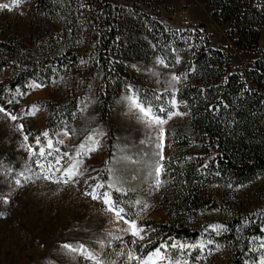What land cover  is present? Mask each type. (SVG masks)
<instances>
[{
	"label": "trees",
	"instance_id": "trees-1",
	"mask_svg": "<svg viewBox=\"0 0 264 264\" xmlns=\"http://www.w3.org/2000/svg\"><path fill=\"white\" fill-rule=\"evenodd\" d=\"M78 1L35 0L37 12L51 19L59 30L36 44L39 53L34 59L24 61L16 43L0 40V49L13 56L0 59V71L11 69L0 81V105L4 107L2 100L8 95V88L22 93L30 81L51 83L76 70L80 63L70 46L72 39L86 26L95 24L98 38L95 43L86 44L93 51L87 62L88 70L92 69L97 77L96 83L79 94L70 88L63 103L38 99L35 103L46 109L47 116L45 125L34 133L47 131L48 138L53 140L55 132L68 131L74 150L63 161L66 165L67 161L77 159L75 154L81 144L93 146L88 137L97 140L105 126V115L119 111L127 103L124 98L133 91L154 106L187 114L192 126L200 131L202 153L188 151L186 158L162 161L161 179L165 183L161 188L169 197L167 217L159 223L142 220L150 231L144 244L147 247L141 248L140 254L143 256L169 238L186 244L212 241L206 249L221 247L226 254L225 264H258L262 251L257 240L264 238V46L258 43L264 23V0H210L209 14L223 27L227 41L255 54L252 64L242 72L230 70L223 48L210 46L205 35L187 29H168L139 3L122 8L100 1V7L89 14ZM180 54L186 56L185 74L195 77L197 82H185L176 91L138 86L126 70L133 60L163 61L159 63L170 67ZM81 95L87 112L80 104ZM173 98L175 106L170 103ZM76 119L81 124L74 130L70 123ZM40 138L41 143L32 146L34 154L30 159L2 151L4 166L26 174L32 160L40 159L45 166L54 162V142L53 148L47 149L44 138ZM188 141L181 139V147L187 149ZM41 147L53 155L40 157ZM106 151L108 169L118 170L120 186L126 190L113 192V199L124 198L130 205L136 200L148 203L149 198L138 183L145 177L153 181L149 173L158 160L157 149L139 144L129 130L108 126ZM108 169L101 173L102 180H110ZM130 176L135 177L134 181L129 182ZM251 182H259V190L254 192L257 202L248 207L236 204L229 190ZM216 187L218 196L214 192ZM204 216L208 219L203 220ZM209 225L221 228L213 230ZM196 255L200 253L194 251L192 261Z\"/></svg>",
	"mask_w": 264,
	"mask_h": 264
},
{
	"label": "rangeland",
	"instance_id": "rangeland-1",
	"mask_svg": "<svg viewBox=\"0 0 264 264\" xmlns=\"http://www.w3.org/2000/svg\"><path fill=\"white\" fill-rule=\"evenodd\" d=\"M100 1L111 2L122 8H127L133 2L139 3L168 29H187L205 35L210 46L223 48L229 58L230 70L242 72L254 60V53L242 51L235 43L227 41L223 27L218 25L209 14L210 0H79L78 3L85 6L90 14L92 9L100 7ZM5 3L9 4L10 8L0 9V40L16 43L17 48L23 53V60L30 61L39 53L36 44L50 36L53 31H58V25L37 12L35 0H22L19 6L14 5L12 0H0V4ZM82 26L84 28V25ZM97 38L98 32L94 24L86 26L72 39L70 46L78 54L80 64L64 79L57 78L45 84L30 81L27 90L22 93L17 89L8 88V95L2 100L4 108L20 118L17 121H11L0 113V264H96L95 261L86 259L80 253H70L61 247L64 244L78 247V241L105 264H137V261H128L127 252L133 251L142 256L140 245L145 244L150 231V227L142 223V220L151 219L159 223L167 217L168 194L163 192L161 187L156 189L146 177L140 180L138 185L149 198L146 209L141 211V207L130 205V202L124 198L119 199L124 202L121 206L125 207L130 215L139 213V224L145 227L147 233L143 241L133 244L132 241L137 238L122 231L127 225L123 221H116L111 213L106 212V206L102 202L84 195L85 191H91L84 183L88 175H98L101 179V173L108 169L106 151L108 126L129 130L137 136L139 144L152 146V149L156 150L155 137L153 136L152 143L147 142L151 134L150 130L130 113L128 103L119 111L108 112L105 115V126L100 129L97 137L96 141L99 144L96 151L87 154L81 152L79 156L75 154L77 159L83 160L81 170H88L83 177L76 178L79 183L64 184L43 178L38 179L37 176L50 173H41L34 162L37 160L31 161L28 171L23 176L4 166L2 151L8 150L3 147L8 145V142H11L13 151L30 159L34 154L32 146L36 144L35 137L44 138L45 144L50 139L41 135L44 131L34 133L36 129L45 125L47 116L46 109L35 103L38 99H46L54 104L63 103L70 95V88L79 94L85 87L96 83L97 77L94 71L88 70L87 59L93 57V51L91 47H87L86 41L95 43ZM258 43L260 47L264 46V23L260 26ZM1 58L12 59L13 56L8 50L0 49ZM185 58V54H180L177 56L176 64L170 67H165L157 61L150 63L133 60L126 66V70L131 80L138 86L176 91L185 82H197L195 77H188L185 74ZM10 70L8 67L0 71V81L10 73ZM173 75L178 76L179 80H173ZM34 83L42 87H31L30 85ZM79 99L87 112L88 107L84 103V96H79ZM33 106L39 109L36 115H25ZM171 111L181 114L174 116L163 126L165 129L164 160L186 158L188 151L196 153L199 150L201 154L200 131L192 126L187 114L178 109ZM20 124L24 125L22 131L18 127ZM70 124L76 130L81 122L80 119H76ZM65 131L55 132L53 140L51 139L55 145L54 149L59 150L57 155L64 152L72 154L74 150L73 137L68 131L65 135ZM25 135L28 136L27 141L24 140ZM184 137L189 140L188 150L181 147L179 142ZM61 140H63L62 144L59 143ZM38 160L42 163L40 159ZM93 169L95 171H92ZM59 175L60 173L56 172L52 179H57ZM17 179L21 181L20 184L15 183ZM134 179V176L128 177L129 182ZM88 183L94 184L95 181L89 180ZM258 190L259 182H251L243 186H235L229 192L236 204L248 207L257 202L254 192ZM214 192L218 196L219 188L216 187ZM204 219L208 217L204 216ZM262 242L264 238L257 240L258 247L264 256V249L260 247ZM122 252L125 255H120ZM203 256L206 259L192 261V264L226 263V254L221 247L211 249L210 255L209 249H206Z\"/></svg>",
	"mask_w": 264,
	"mask_h": 264
},
{
	"label": "snow or ice",
	"instance_id": "snow-or-ice-1",
	"mask_svg": "<svg viewBox=\"0 0 264 264\" xmlns=\"http://www.w3.org/2000/svg\"><path fill=\"white\" fill-rule=\"evenodd\" d=\"M12 3L16 6H19L20 3H22V0H12ZM9 4H0V9H9ZM163 64V61H159ZM173 80H179V77L176 75H173ZM31 87H42L40 84H33L30 85ZM131 89V86H129ZM168 89H165V92H167ZM129 106L130 113L139 121H141L147 129L150 130V135L148 137L147 142L152 143L153 142V136L155 137V147L157 149V152L155 153L156 156H158V160L153 165V172L149 173L150 176H153L154 179L152 181L153 186L156 189H159L165 181L161 179V175L164 172V165L162 161L165 159L163 155L164 150V139H165V129L164 125L168 123V120L172 119L176 115H180L181 113L177 111H171L169 108H166L164 106H154L150 101L142 100L138 95L135 94V91H133L132 95L126 96L124 98ZM156 99H161L160 96H157ZM11 103V102H9ZM172 106H175L176 101L173 98L170 101ZM39 111L38 108L35 106L32 107V109L25 113V115H36V113ZM0 113H3L4 116L11 121H17L20 117L17 115H13L11 112L7 111L3 106H0ZM163 113L164 115H160ZM19 129L22 131L24 128L23 124H20ZM65 135L68 134L67 131L64 133ZM43 137L47 138L49 136V133L47 131L43 132L41 134ZM24 140H28V136H24ZM89 141H93V146L86 148L84 144H81L79 146V151L77 152V156L80 155L81 152H84L85 154L91 153L97 150V146L99 144L98 141L94 140V137L89 136ZM35 143L39 145L41 143L40 136L35 137ZM59 143H63V140L59 141ZM29 147L30 146H27ZM47 149L53 148V141L51 139L47 140L46 144ZM56 152L58 153L59 150L57 149ZM53 153L51 151L45 152V148L41 147L39 149V156L40 157H46V156H52ZM69 156L68 152H64L63 154H59L54 156V162L50 161L45 166L42 164L39 160L34 161L37 165V167L41 170V173H50V174H44L41 176H37V178H43L47 180H52L54 183H79V180H77V177H83L85 172H87V169L81 170V167L83 165V160L81 159H72L67 161L66 165L61 164L62 161L65 160L66 157ZM130 159V158H128ZM59 166V167H57ZM92 171H95L94 169ZM118 170L114 169H108V174L110 177V180H102L99 178V176H92L88 175V177L84 180V183L88 185V187L91 189V191H85L84 195L90 196L93 200H97L102 202L106 207L105 211L108 213H111L116 221H123L125 225H127L126 228L122 229V231L129 233L131 236L136 237V240H133V244H137L138 241H143L145 239V235H147L145 227L141 224H139V213H134L132 215L129 214L128 210L121 206L124 202L118 199H113V192L121 193L126 192L125 189H123L121 185V177L117 175ZM59 172L60 175L57 179L53 180L52 176ZM21 176L24 174L21 173ZM93 180L95 181L94 184H89L88 181ZM15 183L20 184L21 181L17 179ZM100 189H105L103 192H100ZM135 206H140L141 211L146 209L148 207V204L146 202H142L140 200H136L132 202ZM209 228H212L213 230H217L221 228V226L218 225H209ZM207 230V229H206ZM144 233V235H142ZM151 243V241H149ZM212 244V241H208L207 244L204 243H195V244H186L181 243L178 241H175L173 238H169L168 240H164L162 243L158 244L154 249L151 251L146 252L143 256L135 254L133 251L127 252V259L129 262L131 261H137V264H192V254L194 251H198L200 255L195 256L196 261H200L201 259H206V257L203 256V253L205 249L208 247V245ZM63 249L68 250L71 252H76L82 254L86 259H90L96 262V264H105V262L101 259H99L96 255H94L92 252H89L83 244L79 245L78 247H74L71 244H64L61 246ZM141 248L147 247V245H140ZM260 247L264 249V242L260 244ZM172 250H176V252H173ZM211 254V250H209V255ZM120 255H125V253H120ZM253 264H257L256 261L253 262ZM258 264H264V256L259 259Z\"/></svg>",
	"mask_w": 264,
	"mask_h": 264
},
{
	"label": "crops",
	"instance_id": "crops-1",
	"mask_svg": "<svg viewBox=\"0 0 264 264\" xmlns=\"http://www.w3.org/2000/svg\"><path fill=\"white\" fill-rule=\"evenodd\" d=\"M9 144L8 145H6V146H3L4 148H7L8 150H6V151H10V152H12V153H14V154H18L16 151H13V147H12V144H11V142H8ZM33 149V148H32ZM21 155V154H20ZM23 157H24V155H22ZM26 157V156H25ZM27 158V157H26Z\"/></svg>",
	"mask_w": 264,
	"mask_h": 264
}]
</instances>
